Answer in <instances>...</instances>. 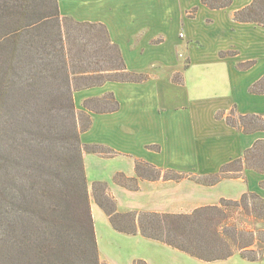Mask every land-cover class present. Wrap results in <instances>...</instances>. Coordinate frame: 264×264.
I'll return each mask as SVG.
<instances>
[{
  "label": "trees",
  "instance_id": "16d2710c",
  "mask_svg": "<svg viewBox=\"0 0 264 264\" xmlns=\"http://www.w3.org/2000/svg\"><path fill=\"white\" fill-rule=\"evenodd\" d=\"M202 2L220 8L231 0ZM234 19L264 25V0H252L234 12ZM145 78L127 69L103 23L61 15L57 0H0V264H107L98 255L83 151L114 152L81 143L80 132L91 119L75 108L73 92L108 80ZM249 91L264 93V76ZM83 105L97 112L118 108L111 93ZM226 122L243 132L264 130V116L237 115L234 109ZM245 167L264 171V140L203 181L235 177ZM135 170L152 180L183 177L143 160H136ZM115 181L137 188L135 178L121 173ZM91 194L117 231L139 232L205 261L234 253L249 261L264 259V246H254L264 244V230L239 227L224 209L240 208L264 221V198L256 192L221 198L190 213L119 212L104 181L93 182ZM133 264L147 263L136 259Z\"/></svg>",
  "mask_w": 264,
  "mask_h": 264
},
{
  "label": "crops",
  "instance_id": "0c3cea01",
  "mask_svg": "<svg viewBox=\"0 0 264 264\" xmlns=\"http://www.w3.org/2000/svg\"><path fill=\"white\" fill-rule=\"evenodd\" d=\"M251 1L231 0L228 6L213 8L202 0H57L61 15L103 23L127 69L146 77L108 80L73 92L75 108L91 119L80 132L81 143L114 152L84 151L87 185L91 189L95 181L106 182L119 212L190 213L248 191L264 198V171L245 167L238 176L203 181L243 157L256 140H264V130L243 132L226 122L232 109L237 115L264 116V93L249 91L264 76V36L242 41L243 30L255 23L234 19V12ZM176 23V41H168V30ZM207 28L213 29V41L200 36ZM247 61L253 64L240 68ZM108 93L118 102L116 110L84 107L86 99ZM136 160L183 177L140 178ZM117 173L135 178L137 188L117 183ZM90 208L98 255L107 264H133L135 259L213 264L139 232L117 231L93 198Z\"/></svg>",
  "mask_w": 264,
  "mask_h": 264
},
{
  "label": "rangeland",
  "instance_id": "374dc122",
  "mask_svg": "<svg viewBox=\"0 0 264 264\" xmlns=\"http://www.w3.org/2000/svg\"><path fill=\"white\" fill-rule=\"evenodd\" d=\"M178 26H179L178 23H176L174 27L170 26L168 30V41H176V30ZM249 27L250 28L248 29L245 28L243 30L242 41H259L263 39L262 37L264 36V26H261L260 28L259 25L249 24ZM209 29L210 28H207L204 32L201 31L202 34L200 36L203 38V41H213L209 37V35L213 33V29L212 30ZM180 38L182 39L183 37ZM88 193H89V204H90V201L93 198L90 187H88ZM224 209L227 213L229 212L230 216H232V220H234L239 227L253 229L255 232H257L260 229L264 230V221H260L257 219H253V217L246 216L240 208L232 209V207H225ZM261 245L264 246V244L260 242H256L254 246L259 247ZM213 264H264V260L249 261L247 259L242 258L239 253H234L232 257L226 260L213 261Z\"/></svg>",
  "mask_w": 264,
  "mask_h": 264
}]
</instances>
